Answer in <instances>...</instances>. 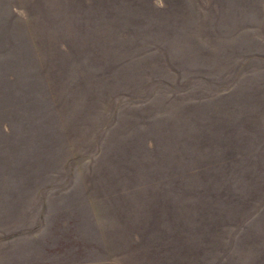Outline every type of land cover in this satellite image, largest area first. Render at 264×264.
<instances>
[{
	"label": "rangeland",
	"instance_id": "1",
	"mask_svg": "<svg viewBox=\"0 0 264 264\" xmlns=\"http://www.w3.org/2000/svg\"><path fill=\"white\" fill-rule=\"evenodd\" d=\"M0 264H264V0H0Z\"/></svg>",
	"mask_w": 264,
	"mask_h": 264
},
{
	"label": "trees",
	"instance_id": "2",
	"mask_svg": "<svg viewBox=\"0 0 264 264\" xmlns=\"http://www.w3.org/2000/svg\"><path fill=\"white\" fill-rule=\"evenodd\" d=\"M33 49V48H32ZM28 57V56H27ZM39 68H41V66L39 67ZM40 71H42L41 69L39 70V73H40ZM46 72V71H45ZM10 77H12V75H9V78ZM70 88V85L68 84V82L67 81H64L63 83H62V85H60V87H59V90H64L63 92H62V95H64L66 92H67V90ZM94 111V110H93ZM93 113L96 115V113L95 112H92V115H93Z\"/></svg>",
	"mask_w": 264,
	"mask_h": 264
}]
</instances>
